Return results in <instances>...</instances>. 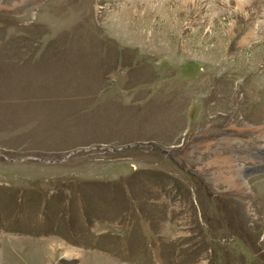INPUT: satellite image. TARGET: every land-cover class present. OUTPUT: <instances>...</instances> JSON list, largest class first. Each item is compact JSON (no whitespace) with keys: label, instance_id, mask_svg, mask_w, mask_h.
<instances>
[{"label":"rangeland","instance_id":"1","mask_svg":"<svg viewBox=\"0 0 264 264\" xmlns=\"http://www.w3.org/2000/svg\"><path fill=\"white\" fill-rule=\"evenodd\" d=\"M252 5L0 0V264H264Z\"/></svg>","mask_w":264,"mask_h":264},{"label":"bare ground","instance_id":"2","mask_svg":"<svg viewBox=\"0 0 264 264\" xmlns=\"http://www.w3.org/2000/svg\"><path fill=\"white\" fill-rule=\"evenodd\" d=\"M236 2H237V4H238V9L240 10V12H246L247 10H248V7H251V6H253L252 5V3H254L255 2V0H254V2L252 1V0H235ZM191 3V0H185V4L186 5H189ZM248 33V32H247ZM254 35V34H253ZM252 33L250 32V33H248L247 35H246V39H247V41L249 40V38H251L252 36ZM233 182H231L232 184L234 183V186H237L238 185V183L233 179L232 180Z\"/></svg>","mask_w":264,"mask_h":264},{"label":"water","instance_id":"3","mask_svg":"<svg viewBox=\"0 0 264 264\" xmlns=\"http://www.w3.org/2000/svg\"><path fill=\"white\" fill-rule=\"evenodd\" d=\"M138 146H141V145H138ZM113 151H118V150H120L119 148H114V149H112ZM163 151H165L166 153L168 152L167 150H163ZM8 160H11V161H19V160H21V159H18V158H15V159H8ZM45 161H47V162H51V163H55V162H58L57 160H45Z\"/></svg>","mask_w":264,"mask_h":264}]
</instances>
